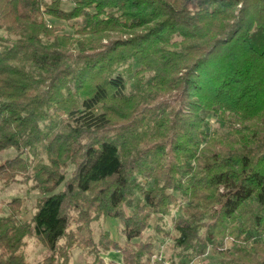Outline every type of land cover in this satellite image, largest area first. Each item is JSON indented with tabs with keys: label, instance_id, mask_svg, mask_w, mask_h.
Returning <instances> with one entry per match:
<instances>
[{
	"label": "trees",
	"instance_id": "obj_1",
	"mask_svg": "<svg viewBox=\"0 0 264 264\" xmlns=\"http://www.w3.org/2000/svg\"><path fill=\"white\" fill-rule=\"evenodd\" d=\"M74 1L64 11L59 0H0V26L16 36L0 51V152H21L1 174L25 169L24 149L42 142L53 161L70 154L76 164L64 190L44 185L50 192L32 223L0 217V264H66L57 252L68 237L67 204L121 219L132 240L178 193L187 205L173 240L191 252L188 262L211 246L223 264H264L257 239L264 232V0ZM47 14L84 17V24L77 36L61 35ZM54 110L66 115L67 143L89 138L83 147L55 146L65 136L49 138L52 131L41 127ZM139 112L158 134L131 152L128 140L150 133L142 139L137 131ZM212 113L231 119L227 133L211 129ZM114 120H125L118 135L111 134ZM138 172L152 183L137 181ZM55 176L57 187L65 176ZM30 233L52 254L28 260L22 247ZM153 252L152 242L126 248L125 264H145Z\"/></svg>",
	"mask_w": 264,
	"mask_h": 264
},
{
	"label": "rangeland",
	"instance_id": "obj_2",
	"mask_svg": "<svg viewBox=\"0 0 264 264\" xmlns=\"http://www.w3.org/2000/svg\"><path fill=\"white\" fill-rule=\"evenodd\" d=\"M52 1L53 0H46L47 3H51ZM59 1L60 8L64 11H71L75 7L74 0ZM45 19L48 27H54L56 32L61 35L77 36L78 34L75 32L84 24V17L67 20L47 14L45 15ZM15 39V35L9 34L0 26V51L5 45L12 44ZM87 39L89 42L91 41L90 37ZM106 41L107 38H104L103 42ZM71 48L74 52L78 51L77 44H73ZM151 75L152 73L147 72L146 78H149ZM126 77L128 78L127 91H130L133 88L132 76L128 74ZM113 102H110V105L115 109H119L117 104ZM51 112L50 119L52 122L50 121L49 125L47 124L48 122H42L41 127L43 129L47 128L48 134L52 131V136H49V138L51 137L54 139L56 137L65 136V125L67 123L66 115L60 113L59 110ZM138 115H141L137 117L138 121L141 119V124H139L140 122L138 121L136 122V124H139L137 125V131L143 133L141 134L142 139H146V137L147 139L141 141V139L136 138V140H133V144L128 140V149H131L129 150L131 152L137 150V147L139 149L151 143L152 140L157 139L156 135L158 134V132H155L156 128L150 130L152 127L156 126L143 122L142 117L144 116L142 112H139ZM209 119L213 131L218 134L228 132L231 119L227 115L226 118H219L215 113H212ZM124 121L125 120H120V122H115L116 125L111 131V134H120V126L118 125L124 123ZM148 131H150V133ZM147 133L149 134L143 138ZM66 137L67 136L64 137V141L61 140L60 142L58 140L55 142V146L61 145L62 148L70 145L69 151L78 150L89 140L88 137H79L77 138V144L73 142L69 144V142L67 143ZM91 137L92 135L90 138ZM65 143L67 144L63 145ZM20 153L21 152L14 147L1 151L0 166L19 157ZM24 153L25 154L22 155L24 160H22V162L24 163L23 165H25V169L16 171L12 177L5 176L1 174L0 171V217L14 215L15 218L21 222L30 224L38 209L40 199L50 192L43 189L44 185H47L48 188L54 192L64 190L66 181L73 176L76 164L74 163V156L72 157L70 154L66 156L68 157L67 159L66 157L61 158L58 156L56 160L53 161L43 142L34 149H24ZM131 158L132 155H130L128 159L131 160ZM196 163L197 162H194V165H196ZM41 166L47 167L42 173L39 171V167ZM55 166H57V168ZM157 170L158 169H156V171ZM46 171L49 172L48 176L45 174ZM60 174H64L65 180L61 185L56 187L54 182L55 175ZM136 176H138L137 181L140 183H152V177L146 179L145 175L139 172L136 173ZM186 176L187 173L182 177L183 181L186 180ZM69 194L70 191L66 194L68 201L71 199ZM177 195L179 198L176 202L170 204L169 211L167 210L165 213L154 214L150 225L145 228L142 235L132 240L127 238L123 230L121 219L98 213L95 207L92 208L91 206H87V208L86 205H80L81 203L78 205H75V202L70 203L71 205L67 204L65 211L70 218L68 237L60 240V249L57 254L62 256L61 259H65L62 261L66 264H125L126 248L135 250L139 248L141 243L152 242L154 252L153 254L144 255L142 260L145 264H223V256L219 250H213L211 246L208 247L203 256L196 257L191 262H188L187 257L191 252L176 245L173 240V236L176 235L174 221L182 214L183 208L187 205L186 201L180 197V194L178 193ZM124 209L126 212L130 211L127 206H124ZM204 230L205 227L201 228L199 234L202 235ZM257 235L258 241L264 243V232ZM69 245L72 246L70 247ZM232 245V242H228V246ZM22 251L31 262L41 261L52 254L51 248L33 233L24 237Z\"/></svg>",
	"mask_w": 264,
	"mask_h": 264
},
{
	"label": "built area",
	"instance_id": "obj_3",
	"mask_svg": "<svg viewBox=\"0 0 264 264\" xmlns=\"http://www.w3.org/2000/svg\"><path fill=\"white\" fill-rule=\"evenodd\" d=\"M226 242H227V244H228V242H232V243H233V239H232V238H228ZM158 260H159V259H158ZM159 261H160V260H159Z\"/></svg>",
	"mask_w": 264,
	"mask_h": 264
}]
</instances>
